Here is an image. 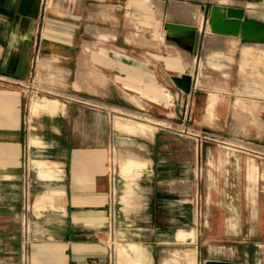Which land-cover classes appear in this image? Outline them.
I'll return each instance as SVG.
<instances>
[{"label":"crops","instance_id":"crops-1","mask_svg":"<svg viewBox=\"0 0 264 264\" xmlns=\"http://www.w3.org/2000/svg\"><path fill=\"white\" fill-rule=\"evenodd\" d=\"M212 5L264 22V0H0V264H264V42L212 33Z\"/></svg>","mask_w":264,"mask_h":264},{"label":"water","instance_id":"water-1","mask_svg":"<svg viewBox=\"0 0 264 264\" xmlns=\"http://www.w3.org/2000/svg\"><path fill=\"white\" fill-rule=\"evenodd\" d=\"M207 24L214 34L218 35H236L240 36L243 43L246 42H264V22L256 21L245 15V11L233 7H220L212 5L207 13ZM169 32H190L191 43L190 50L197 55L200 35L197 33L196 27H186L181 25L166 24ZM175 83L184 91L188 92L191 86V79L185 77L183 79H175ZM205 264H230L217 262L213 260L207 261Z\"/></svg>","mask_w":264,"mask_h":264},{"label":"rangeland","instance_id":"rangeland-1","mask_svg":"<svg viewBox=\"0 0 264 264\" xmlns=\"http://www.w3.org/2000/svg\"><path fill=\"white\" fill-rule=\"evenodd\" d=\"M196 6V5H195ZM204 11V12H203ZM202 11V13H205L207 14L208 13V7L204 8V10ZM201 12H199L197 9H194V14H195V22H197L196 20H199V23H201ZM197 18V19H196ZM201 25V24H200ZM234 40L232 41H225L224 44H225V47L230 51V52H233L234 51V44H233ZM222 56L223 55V52H218V51H215V53H213L211 56H208V59H211L215 56ZM223 145V144H221ZM226 146V145H224ZM183 182H181L180 180H177V189L179 190L178 192H180L181 190H185L186 187H188L185 183V180H182ZM171 186L170 182L169 183H166V184H163V189H169V187ZM172 186H175V185H172ZM180 197V195H179ZM179 200H181L179 198ZM184 200V198L182 199ZM184 213V212H183Z\"/></svg>","mask_w":264,"mask_h":264},{"label":"built area","instance_id":"built-area-1","mask_svg":"<svg viewBox=\"0 0 264 264\" xmlns=\"http://www.w3.org/2000/svg\"><path fill=\"white\" fill-rule=\"evenodd\" d=\"M205 138L207 139V140H214L213 138H211V137H209V136H205ZM216 141V140H215ZM218 142V141H217ZM248 149V148H247ZM114 195V194H113Z\"/></svg>","mask_w":264,"mask_h":264}]
</instances>
